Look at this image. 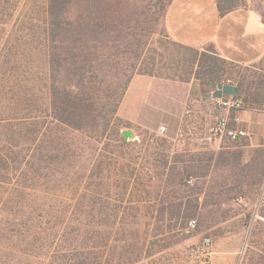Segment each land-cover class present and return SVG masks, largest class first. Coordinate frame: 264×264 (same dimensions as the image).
I'll return each mask as SVG.
<instances>
[{"label": "rangeland", "instance_id": "1", "mask_svg": "<svg viewBox=\"0 0 264 264\" xmlns=\"http://www.w3.org/2000/svg\"><path fill=\"white\" fill-rule=\"evenodd\" d=\"M161 2H92L83 64L93 71L86 69V81L107 79V84L113 62L131 67L139 52L138 67L160 75L138 73L132 79L193 80L196 96L203 93L200 81H242L250 99L264 101V59L262 70L226 59L217 61L213 79L189 73L184 50L166 33ZM239 3L264 20V0ZM33 4L30 9L19 0L14 13L13 2L0 0V264H91L107 242L124 245L123 255L132 256L134 264H264V145H255L264 138L234 140L226 133L210 141L208 126L198 133L181 124L168 127L161 115L164 84L154 81L140 85L137 95L140 112L155 102L162 106L154 127L120 115L131 82L115 113L117 93L105 84L100 98L95 87L87 96L96 118L84 115L81 128L53 119L50 79L72 84L81 78L72 75L71 44L55 51L63 70L51 71L42 44L43 11ZM112 7L120 14L116 19L130 23L138 44L129 47L123 35L109 31ZM99 17L106 26L102 31L93 29ZM116 54L119 59L109 58ZM205 108L200 112L212 109ZM123 130L133 137L125 140ZM184 163L195 165L188 183ZM129 195L131 201L123 202ZM137 240L151 241V252L137 250L132 245Z\"/></svg>", "mask_w": 264, "mask_h": 264}, {"label": "crops", "instance_id": "2", "mask_svg": "<svg viewBox=\"0 0 264 264\" xmlns=\"http://www.w3.org/2000/svg\"><path fill=\"white\" fill-rule=\"evenodd\" d=\"M166 28L177 42L196 48L213 44L221 57L262 70L259 63L264 59V20L251 8H238L222 14L214 0H173L166 16ZM152 81L157 86L164 84L161 102L166 103L163 114L159 110L162 106L158 107L156 102L142 112L138 109L140 98L137 95L143 88L140 85L145 86ZM161 81V78L147 75L135 76L121 103L120 115L138 125L154 127V118L160 113L168 127L181 124L190 133H198L204 126L210 129L220 117L227 116L229 128L237 127L243 132L242 138L255 141L264 138V101L250 99L244 91L245 86L238 81L213 84L200 81L198 85L203 93L197 96L192 94L193 80L188 83ZM234 101H241V108L236 109ZM199 108H212L215 112L211 113L212 109L200 112ZM235 114L240 116L238 123L234 121Z\"/></svg>", "mask_w": 264, "mask_h": 264}, {"label": "trees", "instance_id": "3", "mask_svg": "<svg viewBox=\"0 0 264 264\" xmlns=\"http://www.w3.org/2000/svg\"><path fill=\"white\" fill-rule=\"evenodd\" d=\"M19 0H8V2H13V8L14 13L17 10V2ZM25 6H30V9L33 7V2H35L37 7L41 8L43 11V19L41 24V30L43 32V46L45 47L46 52H48L49 57V65L51 71L54 73L55 71L63 70L62 62H58L55 58V51L59 49V47H65L67 44H71L72 51H71V68L73 70V77H76V75L80 76V81L77 83L72 84H65L60 79L57 80V78L54 77V79H50V86H49V95H50V103L52 108V118L55 120H58L60 122H63L71 127L74 128H81L84 123V115H88V117L96 118L98 114H90L92 111L91 106L93 105V102L90 98L87 97L90 94L91 87H95L96 94L98 93V97L100 98V94L104 92L102 89V85H105L107 79L99 80L98 82L94 83L88 79V81L85 80V76L87 75L86 69L89 72H92L93 70L90 68H87L86 62H84V58L87 59V55L85 54L87 51V46L84 42V36L86 35V31L89 25H91L92 22H90L89 13H90V6L94 0H24ZM101 0H95L97 2L96 4L98 6H101L100 4ZM103 3L105 1L108 2V4H112L111 0H102ZM118 2H122L123 0H116ZM144 2V0H142ZM218 6V9L222 14H225L229 11L235 10L240 5L239 0H214ZM173 0H162V17L166 19L167 12L169 9V6ZM147 6L149 3L147 2ZM103 9V7H101ZM112 15L113 19L110 22L111 29L110 32H113V36L119 33L120 35H123L122 38L124 39L125 43H128V46L130 47L132 44H138V39L134 36L133 31L131 30L130 23L123 24L121 23L118 18L120 14L112 7ZM102 14V11L100 13V16ZM160 14V13H159ZM102 17V16H101ZM101 17L100 19L93 22V29H97L98 31H102L106 29L105 23L102 21ZM39 19V18H38ZM97 20V22H96ZM128 29V30H127ZM166 31V30H165ZM168 37L169 34L166 32ZM170 38V37H169ZM86 42V40H85ZM173 44L178 45L184 50V61L188 60L190 63L189 67V73L194 75L195 77H206L213 79V72L214 67L216 66V63L218 60L226 61L225 58L221 57L218 52L212 48H204L203 51H201L199 48L192 47L189 45L182 44L180 42H177L175 40L172 41ZM111 47H117L116 45L112 44ZM128 48V47H127ZM126 48V49H127ZM188 54L190 56H188ZM141 54L137 52L134 56L135 62L131 65V67L124 66L125 64H121V67L119 65V62H113L111 68L114 69V72L109 75V77H113L106 86L108 89H112L114 92V95L117 93V96L115 97L116 100H114V113L117 111L119 102L121 101L123 94L125 93L128 84L131 82L132 77L135 74H146L149 75H160L159 73L151 72V71H145L143 69H140L138 67L139 59L141 58ZM115 58H113V57ZM109 57L111 60L119 59L117 54L112 55ZM124 58H127L126 56H121ZM82 62V63H81ZM89 66H91L90 62H87ZM116 63V64H115ZM57 65H59L57 67ZM201 67H204L206 70H204V73L201 72ZM93 74V73H92ZM94 75V74H93ZM94 76H97L94 75ZM242 81L239 82L240 85H242ZM91 100V101H90ZM93 107V106H92ZM120 143L123 145H127L128 142L123 139V137L120 140ZM213 158H208L209 161H211ZM203 160V159H202ZM202 160L197 161V159H192L194 162H203ZM195 168V165H191L188 163H184L183 169L186 172L185 176V183L189 182L190 180V174L191 172H195L193 170ZM104 179L100 178L99 183V190H98V199L102 200V192H101V186L104 184ZM129 185V182H127ZM85 188V186H84ZM86 190V188H85ZM130 195L128 199L123 197V202L129 203L131 200ZM191 215L189 213H186L185 218L189 219ZM151 242V241H150ZM150 242L147 240H137L132 245L137 249L141 251L151 252L150 250ZM161 248L164 246H160ZM101 250L95 252V262H92L91 264H134L135 259L131 258L132 256H125L123 255V251L125 250V246L122 245L120 249L118 246H115L111 244L110 242H107L105 244L100 245ZM84 262V261H83Z\"/></svg>", "mask_w": 264, "mask_h": 264}, {"label": "built area", "instance_id": "4", "mask_svg": "<svg viewBox=\"0 0 264 264\" xmlns=\"http://www.w3.org/2000/svg\"><path fill=\"white\" fill-rule=\"evenodd\" d=\"M233 106L236 109L241 108L242 103L241 101H234ZM234 121L238 123L240 121V116L238 114H235L234 116ZM165 126H161V130H165ZM229 133L232 139H238L239 136L243 135V132L240 131L237 127L236 128H229V119L227 116H222L220 117L216 123H214L210 129H209V134L207 136V139L210 141L216 140V139H222L223 136ZM190 225L192 227L195 226V221H190Z\"/></svg>", "mask_w": 264, "mask_h": 264}, {"label": "water", "instance_id": "5", "mask_svg": "<svg viewBox=\"0 0 264 264\" xmlns=\"http://www.w3.org/2000/svg\"><path fill=\"white\" fill-rule=\"evenodd\" d=\"M123 137L125 140H128L130 137H133V132L131 130H123Z\"/></svg>", "mask_w": 264, "mask_h": 264}]
</instances>
